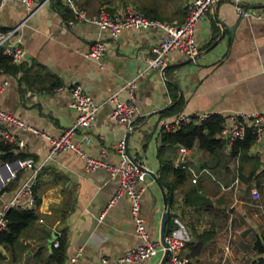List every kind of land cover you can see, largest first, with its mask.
<instances>
[{
	"label": "crops",
	"instance_id": "obj_1",
	"mask_svg": "<svg viewBox=\"0 0 264 264\" xmlns=\"http://www.w3.org/2000/svg\"><path fill=\"white\" fill-rule=\"evenodd\" d=\"M40 1L31 0L28 5L18 0L0 3V26L16 28L11 40H17L24 51L20 61L11 62L17 65L15 73L0 71V80L6 82L0 91V111L24 126L0 119V134L12 135L13 153L23 156L0 162V188L11 180L0 196V210L29 175L30 171L20 167L19 162L30 158L34 166H39L33 186L37 204L32 208L49 217L39 220L50 231L46 251L56 236L64 238L62 264L77 250V264L160 263L159 255L138 263L116 261L140 242L133 230L126 195L111 201L117 177L111 178L105 168L85 170L82 160L67 150L49 155L48 141L35 132L56 137L75 120V112L68 105L71 97L67 87L78 84L100 104L92 127L79 130L73 137L80 148L90 157L118 164L121 157L117 142L128 133L127 154L154 174L155 178L146 173L139 198V215L149 239H159L164 210V190L156 180L160 160H170L174 165L185 162L190 181L194 178L195 184L185 181L174 188V203L168 213L172 222L169 232L185 238L181 254L188 264H253L257 257L264 258V253L256 254L251 248L254 239L264 233L262 141L252 142L240 162L237 156L229 157L227 141L220 155L208 160L195 147L182 154L180 145L162 146L158 139L165 130L162 123L180 114L217 113L227 120L238 112L264 110V17H256L264 12V0H245L242 8L249 15L244 17L227 0L213 4L194 27L198 47L195 59L182 64L186 58L170 52L163 75L152 68L138 79L133 94L137 116L130 129L109 118L112 103L106 98L144 68L149 48L160 32L125 28L111 37L93 24L75 20L65 0ZM128 1L136 2V9L147 17L166 22H180L190 2ZM128 1L72 0L87 15L105 9L112 16L135 8ZM55 2L72 18L64 19ZM95 40L105 46L99 63L83 55ZM119 95L126 98L124 92ZM170 107L174 110L165 113ZM82 133L90 135L89 142L81 140ZM204 160L211 167H199ZM252 189L258 194L255 198L250 194ZM198 197L204 202L196 204ZM196 241L200 242L198 247L190 252L186 244ZM19 242L28 244L20 259L11 262L6 258L0 264H39L33 254L44 240L36 242L34 237L26 236Z\"/></svg>",
	"mask_w": 264,
	"mask_h": 264
},
{
	"label": "built area",
	"instance_id": "obj_2",
	"mask_svg": "<svg viewBox=\"0 0 264 264\" xmlns=\"http://www.w3.org/2000/svg\"><path fill=\"white\" fill-rule=\"evenodd\" d=\"M18 1L28 5L31 0ZM49 1L51 0H41L40 4ZM65 1L74 13L75 20L93 24L99 31H106L111 37H116L120 30L125 28L158 30L160 32L157 42L149 48L150 56L145 59L144 68L118 89L112 91L106 98L107 101L112 103L109 118L115 122L125 123L127 128L130 129L137 116L133 94L138 79L143 76L145 71L152 68L157 69L163 75V70L167 65L166 58L170 52H179L186 59L194 60L198 54L194 27L206 11L219 0H190L186 7L184 18L180 22H166L158 18H150L133 7L126 9L116 16L110 15L104 9L99 10L95 15H87L84 10L77 8L72 0ZM227 1L234 5L236 12L240 16L249 15L242 8V3L245 0ZM1 2L3 0H0ZM256 17H264V12L262 15L256 14ZM72 22L71 20L68 21L70 24ZM15 30L16 28L2 29L0 26V50L9 57L12 63H17L24 57V51L19 47L17 40H11V36ZM83 55L85 58L99 63L105 55L104 43L101 40H95L88 46ZM5 84V81L0 80V91ZM61 88L62 86L58 87V89ZM67 89L71 97L68 105L75 112V120L56 137L37 130L35 132L39 137L48 141L49 155H53L60 150H67L82 160L85 170L105 168L111 178L117 177L118 185L112 195L111 201L118 198L121 194L126 195L129 200V212L133 221V230L140 242L135 247L126 250L116 261L118 263H138L156 255H159L161 260L165 254L163 264H187V258L181 254V249L185 243L184 237L173 232H168L163 234L161 241L159 239L151 240L148 238L143 218L139 215V198L144 188L143 184L148 168L137 158L127 157L124 139H119L117 142V150L121 157L118 164L107 163L100 158L90 157L80 148L79 143L73 139L79 130H86L92 127L100 104L96 103L78 84L70 85ZM121 92L125 93V99L120 98L119 94ZM208 115V113L180 114L169 122H163L162 128L174 130L182 123L190 121L199 122L204 120ZM0 119H7L18 127H24L19 120L1 111ZM246 130H249L252 134V142L262 141V158L264 160V110L258 112H238L231 115L227 120L224 118V123L218 131L217 137L231 143L234 140L243 138ZM0 140L5 143H12L14 139L12 135L3 132L0 134ZM81 140L86 143L89 142L90 135L82 133ZM178 149L182 154H186L188 151V148L182 145ZM19 166L28 169L30 173L21 181L11 199L3 204L0 210V230L5 225L3 215L7 208H32L35 205L33 186L39 166H34V162L30 158L21 160ZM191 181L194 182L195 179L192 178ZM137 184H141V186L137 187ZM0 193L1 196L2 192ZM250 194L253 198L258 195L254 189L251 190ZM22 198H25L23 203L21 202ZM52 246H57V242L53 241ZM79 255L80 251L77 250L67 259L65 264H77Z\"/></svg>",
	"mask_w": 264,
	"mask_h": 264
},
{
	"label": "trees",
	"instance_id": "obj_3",
	"mask_svg": "<svg viewBox=\"0 0 264 264\" xmlns=\"http://www.w3.org/2000/svg\"><path fill=\"white\" fill-rule=\"evenodd\" d=\"M136 8V2L133 3ZM55 8L64 19L72 18V14L58 2L54 4ZM74 16V15H73ZM3 29V28H2ZM17 65L12 64L9 57L3 54L0 50V71L15 73ZM173 108H166L165 113H170ZM224 123V117L221 114L211 113L204 120L199 122H187L180 124L174 130H162L159 135V143L162 146L182 145L186 148L195 147L201 152V155H206L209 160L213 156H218L223 150L224 141L222 138L217 137V133ZM252 143V134L246 130L245 135L241 139L234 140L230 143L228 155L231 158L237 156L241 162L245 158V153ZM14 146L10 143H5L0 140V162H7L13 158L22 159L23 156L13 153ZM199 167H211L210 163L204 160ZM202 169V168H201ZM191 174L187 171L185 162H180L178 165L172 164L170 160H160L156 180L164 190V196L168 208L172 207L174 203L173 190L175 187L183 186L185 181L189 184H195L190 181ZM37 178V175H36ZM35 178V181H36ZM11 180L1 187L0 192L8 189ZM34 196V187H33ZM35 204L37 199L34 196ZM200 197L197 202L202 203ZM204 202V201H203ZM206 206L208 203L205 201ZM3 218L5 220L4 227L0 230V262L8 258L9 261L15 262L20 259L22 252L26 250L28 244H22L19 240L22 237L31 236L37 242L44 240L35 253L33 254L34 261L38 260L39 264H62L64 260V238L56 236L53 241L57 242V246L46 251V239H48L50 231L39 220L49 218L47 215L39 214L35 208H7L4 211ZM171 214L168 213V219L165 223L164 233H168L171 228ZM200 236H203L200 235ZM199 237V236H198ZM52 241V242H53ZM200 242L186 244L192 252L194 246L198 247ZM184 247V246H183ZM182 247V248H183ZM195 247V248H196ZM251 248L256 254L264 253V233L256 237L251 243ZM46 255H42L43 251ZM188 264V263H187ZM253 264H264V258L257 257L253 260Z\"/></svg>",
	"mask_w": 264,
	"mask_h": 264
},
{
	"label": "water",
	"instance_id": "obj_4",
	"mask_svg": "<svg viewBox=\"0 0 264 264\" xmlns=\"http://www.w3.org/2000/svg\"><path fill=\"white\" fill-rule=\"evenodd\" d=\"M220 37H218L212 44H211V47L214 46L216 43H217V40L219 39ZM191 61L190 59H186L184 62H181L182 64L184 63H187ZM176 64H173V66H175ZM165 69V68H164ZM128 136V133L125 134V137H124V141H126V138ZM125 154L127 155V157L130 158V156L127 154V151H126V146H125ZM16 160V159H15ZM1 165H4V163H2ZM147 173H149L151 176L154 177V174L150 171H147ZM155 178V177H154ZM162 200H163V206H164V210L163 212L161 213V216H160V221H159V240L161 241L162 240V237H163V234H164V229H165V223L168 219V205H167V202H166V198L164 196V193L162 191ZM164 259H165V254L162 256L161 258V261L159 264H163L164 263Z\"/></svg>",
	"mask_w": 264,
	"mask_h": 264
},
{
	"label": "rangeland",
	"instance_id": "obj_5",
	"mask_svg": "<svg viewBox=\"0 0 264 264\" xmlns=\"http://www.w3.org/2000/svg\"><path fill=\"white\" fill-rule=\"evenodd\" d=\"M128 1V0H127ZM129 3H131V4H133L134 2L133 1H128ZM94 5H96V4H94ZM105 10V9H104ZM106 11V10H105Z\"/></svg>",
	"mask_w": 264,
	"mask_h": 264
}]
</instances>
